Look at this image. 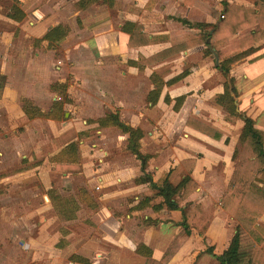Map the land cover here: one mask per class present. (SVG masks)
Segmentation results:
<instances>
[{"label": "crops", "instance_id": "crops-1", "mask_svg": "<svg viewBox=\"0 0 264 264\" xmlns=\"http://www.w3.org/2000/svg\"><path fill=\"white\" fill-rule=\"evenodd\" d=\"M20 1L21 8L26 12L22 21H16L0 11V184L10 189L14 184L36 180L39 181L37 186L41 185L45 192L52 195L53 177L59 174L56 165L60 162L54 159L55 156L70 142L81 139L83 145L89 147L81 148V164L77 162L75 168L64 172L65 175L77 172L85 179L84 189L90 196L99 195L96 197L99 207L88 209L91 215L87 218L95 222L93 232L80 233L69 228L65 230V236L55 244L56 249L65 251L71 264H145L149 258L161 259L171 246H175L176 250L168 264H220L206 249L211 246L216 254H221L230 245L239 224L233 214L236 205L225 209L222 199L236 167L244 161L241 131L234 136L218 129L222 137L217 140L187 126L190 117L194 116L202 123L208 117L211 118V115H202V118L199 117L201 115H194L200 108L194 109L191 105V101L195 100L192 94L186 96L178 111L174 110L178 118L183 119L185 128L192 133L180 141L182 147L179 157L169 158V154L166 158L155 157L150 161L149 170L154 171L155 180L162 171L172 169V175L181 173L184 179V173H187V176L199 183L197 190L179 203L182 207L188 205L189 210L198 209L200 214L195 216L202 220L209 219L210 222L207 226L203 222L200 228L194 227L187 234L181 225L184 221L183 212L169 209L164 203L162 208H154L162 203L163 197L156 195L157 190L149 183L136 182L135 179L142 175L141 163L129 148L128 134L118 126H100L98 120L119 111L124 122L144 131L141 143L145 148L146 143L144 146L143 142L150 136H156L155 132L147 131V116L150 111L159 114L167 93L170 97L199 91L208 93L214 90L218 94L222 93L223 84L207 86L214 76L213 60L216 59L217 51L214 47L211 48V54L205 53L208 47L205 44L180 47L176 48L175 53L157 61H143L171 47L173 41L186 44L185 33L197 35L201 32L194 25L198 22L209 24L207 29L214 30L223 18L225 3H235L258 11V0H156L152 9L147 8L150 0H99L85 7L79 6L81 0H76L70 7L65 5V16L73 12L74 20L49 24L38 35L34 32L43 25L37 21L42 5L32 7L34 10L29 12ZM260 6L264 8V2H260ZM33 16H36V20ZM182 19L191 24L183 23ZM60 23L67 25L70 30L57 46L50 47L48 40L42 38L48 30ZM139 26H142V32L149 35V38L159 41L131 46V33H135ZM254 30H259V25L249 26L230 36L229 42L221 46L222 51H232L229 57L234 59L231 75L235 78L236 70L243 77H247L251 70L264 74V56L260 57L264 54V37L250 44ZM262 31L264 33V29ZM25 37L38 38V42L51 49L49 51L61 47L65 56L62 62L71 58L70 73L60 77L57 83L69 82L68 77L71 79L67 91L68 98H72L73 102L69 98L68 103H75L79 114L88 119L83 120L85 126H79L76 118L70 117L65 121V131L72 129L76 136L56 154L50 148L49 151L43 148L45 134L36 132L35 127L46 119H59L47 116L52 113L55 102L50 109L42 103L50 95L52 71L46 62L43 65L38 51L27 49V52H18L14 43ZM240 37L243 39L239 46ZM250 50V53H246ZM250 60L254 62L250 63ZM130 61L137 64H131ZM154 73L165 81L176 76L180 79L171 86H164L158 103L151 109L147 98L154 88L151 79ZM26 101L29 102L32 115L24 108ZM250 102L255 101L250 99ZM239 106L241 111L245 110L241 103ZM36 109L46 115H37ZM64 114L69 115L68 112ZM246 114L254 119L255 126L264 133V104L257 106L254 115L249 111ZM156 118V121L160 119L158 115ZM86 128H96L93 130L96 134L83 138L80 134ZM51 156L55 167L49 163ZM216 161L223 162L228 179L225 186L221 185L223 189L219 206L207 214L205 211L200 212L199 206H206L214 197L211 190H205L220 187V184L205 185L199 181L197 174L203 166L215 164ZM96 186L99 191H95ZM261 222H264V215L258 221L259 231L264 237ZM204 228L205 237L199 233ZM228 236H231L230 241ZM221 240H226L227 244H220ZM61 241H67L64 248L59 247ZM262 247L264 249V242ZM73 255L81 256L87 262L73 261Z\"/></svg>", "mask_w": 264, "mask_h": 264}, {"label": "rangeland", "instance_id": "rangeland-1", "mask_svg": "<svg viewBox=\"0 0 264 264\" xmlns=\"http://www.w3.org/2000/svg\"><path fill=\"white\" fill-rule=\"evenodd\" d=\"M75 2L76 0H22V5L27 7L29 12L34 10L32 7L36 3H40L39 6L42 5L37 15V21L39 23L42 22L43 25L35 30L34 33L37 34L49 24H54L58 21L65 22L68 19L74 20L75 16L73 12H68L65 16V5L70 7ZM11 3L12 0H0V11L6 12ZM34 20L36 19L34 18ZM14 44L18 52H27V49H32L33 52L38 51L43 65L45 66L46 62L52 71V84L49 86L50 95L48 100H43L42 103L49 109L54 102L61 103L63 106V114H61L58 120L49 118L37 123L35 127L36 132L45 134V138L43 137L42 140L43 148H46L48 151L50 148L56 154L69 140L76 136L72 129L65 131V121L70 117L76 118L78 125L82 126L84 124L83 120H88L79 114L75 103H68L70 97H65V94L59 91L55 92L52 88L60 77L65 76L67 72L70 73L71 58H66L62 62L65 56H63L61 47H57L54 49L55 51H49L51 49H47L45 44L38 42V38L25 37L21 41L17 39ZM251 51H247L246 53H250ZM17 62L20 63L22 61ZM213 62L215 64L213 65L214 76L207 83V86L222 85L226 80L218 70L216 61L213 60ZM252 62L254 60H250V63ZM234 73L236 76V84L240 91L238 104H242V108L245 109L242 110L243 112L247 113L249 111L254 115L257 106L264 104V74L257 73L256 70H251V73L247 77L239 75L237 70ZM67 79L69 80L68 85L71 84V79L69 77ZM256 87H258L257 90L255 89ZM190 94H192L191 97L195 100H202L204 102L191 101L194 109L196 107L200 108V111L194 113V115L197 117L201 115L199 116L201 118L202 115H211V118L204 119L206 122L203 123L198 121L197 118H193L194 116L190 117L189 119L193 120L195 124L202 123L209 127L213 126L223 133L234 136L242 130L243 121L241 119L235 117L234 119H230V122L225 120V118L227 119L226 112L221 105L216 103L217 92H214V90L208 93L206 91H199L185 95ZM176 97L171 96L169 103L162 102L165 104H163L159 114L150 111L147 116V125L149 126L147 131L155 132L156 136H150L143 143L144 146L146 143L147 147L144 150L154 155L153 158H166L168 154L169 158L172 156L174 158L175 156L179 157V154H181L180 147H182L180 141L185 140L188 133H192L185 128L183 119L178 118V115L175 114L173 106L176 103ZM70 99L73 102L72 98ZM250 99H253L255 102H250ZM150 108L153 109V106H150ZM67 112L69 113L68 116L64 114ZM156 115L160 117L158 121H156ZM187 126L189 125L187 124ZM95 129L86 128L81 132L80 136L85 138L86 135L96 134V131L93 132ZM77 141L78 163L81 164V148L88 149L89 147L83 145L81 139ZM54 159L52 156L49 157V163L53 167H55ZM53 170L56 171L55 168ZM58 172L59 174H55V177H53L54 187L51 190L52 195L51 193L45 192L40 187L41 185L37 186L36 184H39V181L36 180L34 182L26 180V182L14 184L10 189H7L4 184H0V264H71L67 259L68 257L66 258L65 256V251L56 249L55 244L65 236V230L69 228L80 233L94 231L95 222L94 219L87 218L91 215L88 209L91 207H99V203L96 200V197H99V195L93 193L95 197L92 195L91 197L90 194H84L83 189L86 187L85 179L77 172H71L68 175H65L64 171ZM226 173L227 171L224 169L223 162L216 161L215 164L209 163L203 166L200 173L197 174L199 181L205 185L220 184V187L205 190L208 192L211 190L214 198H211V203H208L206 206L202 207L200 205V212L205 211L207 214H211L219 206V198L221 190L223 189L221 185L225 186L228 179ZM86 174L84 175L86 176ZM172 174L170 181L173 182V185L174 183H176L175 185H179L183 180L181 173ZM184 174L187 176V173ZM95 191H99L97 186L95 187ZM195 213L200 214L198 209L195 210ZM261 226L263 227V231L262 229L261 231L264 233V222H261ZM227 238L230 241L231 236ZM222 242L224 245L227 244L226 240H221L220 244ZM64 247L63 245L61 248Z\"/></svg>", "mask_w": 264, "mask_h": 264}, {"label": "trees", "instance_id": "trees-1", "mask_svg": "<svg viewBox=\"0 0 264 264\" xmlns=\"http://www.w3.org/2000/svg\"><path fill=\"white\" fill-rule=\"evenodd\" d=\"M96 1L99 0H81L79 6H89ZM260 2L263 3L264 0H258V11H256L255 8L245 7L235 3H225L223 12L224 17L214 30L210 28L207 29V26H210L209 24L198 22L194 25L200 28L201 32L197 35L185 33L184 39L186 44L181 45L179 42L173 41L171 47L143 61L145 63L157 61L175 53L174 51L176 48L180 47L189 48L205 44L208 46L205 51L206 54L212 53V47L217 50L215 52L216 66L226 80L223 83L224 91L217 95L216 102L221 105L226 112L227 120L230 121V119L236 117L243 121L240 140L243 146L244 157V161L236 167L234 176L222 199V206L225 209H229V206L236 205V209L233 211V214L239 220L236 232L228 248L221 254H216L211 246L206 249L208 253L213 254L217 258L220 264H264V249L262 247L264 237L258 228V221L264 215V133L255 126L253 118L241 111L238 104L240 93L236 84V78L230 74L231 63L234 60L229 57L232 51L228 50L226 52L221 50V46L229 42L230 36L239 33L249 26L259 25V30H254L253 33H251L252 40L250 44L264 37L262 31L264 29V8L260 6ZM155 3L156 0H150L147 4V8L152 9ZM20 4V0H12L11 5L3 14L16 21H22L26 17V12L21 8ZM39 5L40 3H36L33 8ZM181 21L186 24H191L187 20L182 19ZM142 29V26H139L135 33H131L129 41L131 46L150 44L159 41L149 38V35L143 33ZM69 30L67 25L60 23L48 30L42 40H48L50 47L55 46L67 36ZM125 30H127V27H125ZM165 39L171 40L170 37H166ZM242 39L241 37L239 38V46L241 45ZM237 49L240 48L238 47ZM263 56L264 54L260 57ZM258 58L259 57H256L255 59ZM130 63L137 64L135 61H130ZM151 79L154 88L148 94V102L151 103V106H155L161 97L164 86H171L177 82L180 77L176 76L165 81L160 75L154 73ZM53 89L65 94V97L69 96L67 91L68 82L55 83ZM185 98V94L176 97V103L173 106L175 111L179 110ZM164 100L167 103L171 101L169 93L165 95ZM28 104L29 102L26 101L24 108L27 113L30 114L32 111L29 109ZM62 108L63 106L61 103H54L52 113L47 116L51 115V117L55 119L59 118L61 114H63ZM35 112L40 116L46 115L39 111V109H36ZM30 115H32V113ZM98 122L100 126H118L122 132L128 134L129 148L141 163L142 175L135 179L136 182L138 184L149 183L153 189L157 190L156 195L163 197L162 203L155 205L154 208H162V204L164 203L169 209L181 210L184 215V221L181 225L184 227L187 234H189L194 227L200 228L203 222L206 226L209 224V219L202 220L198 218L195 216L197 215L195 211L188 209V205L182 207L179 203L181 200H186L199 187V183L194 178L186 176L179 185H173L170 181V176L172 174V169H170L168 171H162L159 178L155 180L154 171L149 170L150 161L154 155L144 150L141 143V139L144 137V131L140 127H134L124 122L119 111L107 114L105 117L100 118ZM187 124L214 139L220 140L222 137V132L213 127H209L202 123L195 124L191 119H188ZM77 145V141H72L55 156V159L60 161L56 165L57 170L66 171L67 169L77 166L79 159ZM62 161L65 163H62ZM183 162L185 163L187 160H183ZM83 191L88 194L85 189H83ZM199 233L201 236L205 237V228L200 229ZM66 242L67 241H61L59 247H62ZM175 250L176 247L171 246L161 259L149 258L146 260L145 264H168ZM71 260L84 263L87 262L85 258L78 255L71 256Z\"/></svg>", "mask_w": 264, "mask_h": 264}, {"label": "built area", "instance_id": "built-area-1", "mask_svg": "<svg viewBox=\"0 0 264 264\" xmlns=\"http://www.w3.org/2000/svg\"><path fill=\"white\" fill-rule=\"evenodd\" d=\"M222 17H224V16L222 15Z\"/></svg>", "mask_w": 264, "mask_h": 264}, {"label": "water", "instance_id": "water-1", "mask_svg": "<svg viewBox=\"0 0 264 264\" xmlns=\"http://www.w3.org/2000/svg\"><path fill=\"white\" fill-rule=\"evenodd\" d=\"M218 61V60H217Z\"/></svg>", "mask_w": 264, "mask_h": 264}]
</instances>
